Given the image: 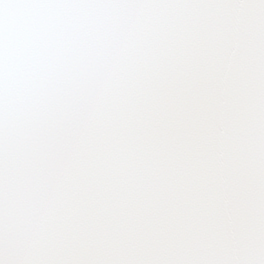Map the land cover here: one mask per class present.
<instances>
[{"label": "snow or ice", "instance_id": "obj_1", "mask_svg": "<svg viewBox=\"0 0 264 264\" xmlns=\"http://www.w3.org/2000/svg\"><path fill=\"white\" fill-rule=\"evenodd\" d=\"M0 264H264V0H0Z\"/></svg>", "mask_w": 264, "mask_h": 264}]
</instances>
